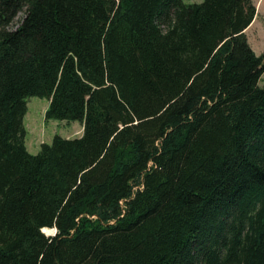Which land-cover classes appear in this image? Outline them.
I'll return each mask as SVG.
<instances>
[{
    "label": "trees",
    "instance_id": "obj_1",
    "mask_svg": "<svg viewBox=\"0 0 264 264\" xmlns=\"http://www.w3.org/2000/svg\"><path fill=\"white\" fill-rule=\"evenodd\" d=\"M255 16L251 0H0V264H264ZM32 97L83 135L31 154Z\"/></svg>",
    "mask_w": 264,
    "mask_h": 264
},
{
    "label": "rangeland",
    "instance_id": "obj_2",
    "mask_svg": "<svg viewBox=\"0 0 264 264\" xmlns=\"http://www.w3.org/2000/svg\"><path fill=\"white\" fill-rule=\"evenodd\" d=\"M187 4H200L203 0H183ZM256 7V16L253 24L246 31L248 42L257 56L264 54V0H251ZM25 17L24 13L18 14L14 21L13 29H17ZM264 88V74L259 82ZM50 102L46 98L32 97L28 99V112L24 119L26 129V146L29 152L37 155L42 144H52L56 136L75 139L83 134L80 122L47 120L46 113ZM51 236L54 233H46Z\"/></svg>",
    "mask_w": 264,
    "mask_h": 264
},
{
    "label": "bare ground",
    "instance_id": "obj_3",
    "mask_svg": "<svg viewBox=\"0 0 264 264\" xmlns=\"http://www.w3.org/2000/svg\"><path fill=\"white\" fill-rule=\"evenodd\" d=\"M44 232H46V233H48V234H49V233H55V230H48V229H45Z\"/></svg>",
    "mask_w": 264,
    "mask_h": 264
},
{
    "label": "water",
    "instance_id": "obj_4",
    "mask_svg": "<svg viewBox=\"0 0 264 264\" xmlns=\"http://www.w3.org/2000/svg\"><path fill=\"white\" fill-rule=\"evenodd\" d=\"M43 232H44V231H43ZM56 232H57V231L55 230V233H54V235L56 234ZM44 233L46 234V232H44ZM46 235H47V234H46ZM47 236H49V235H47Z\"/></svg>",
    "mask_w": 264,
    "mask_h": 264
},
{
    "label": "crops",
    "instance_id": "obj_5",
    "mask_svg": "<svg viewBox=\"0 0 264 264\" xmlns=\"http://www.w3.org/2000/svg\"><path fill=\"white\" fill-rule=\"evenodd\" d=\"M83 131V129H81V132ZM81 135H83V134H81ZM31 153V152H30Z\"/></svg>",
    "mask_w": 264,
    "mask_h": 264
}]
</instances>
